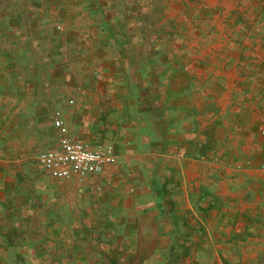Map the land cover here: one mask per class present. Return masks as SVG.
<instances>
[{
	"label": "crops",
	"instance_id": "obj_1",
	"mask_svg": "<svg viewBox=\"0 0 264 264\" xmlns=\"http://www.w3.org/2000/svg\"><path fill=\"white\" fill-rule=\"evenodd\" d=\"M148 24V0H0V264L107 263L103 227L83 222L94 215L124 217V264L227 241L235 263L264 264V89L228 115L243 131L241 161L225 162L174 67L148 53ZM54 111L70 140L112 145L116 164L82 184L43 174Z\"/></svg>",
	"mask_w": 264,
	"mask_h": 264
},
{
	"label": "rangeland",
	"instance_id": "obj_2",
	"mask_svg": "<svg viewBox=\"0 0 264 264\" xmlns=\"http://www.w3.org/2000/svg\"><path fill=\"white\" fill-rule=\"evenodd\" d=\"M148 20V53L155 56L163 52L164 65L174 67L182 80V97L192 98L200 120L210 122V149L214 153L225 150L219 153L225 162L241 161L234 150L236 135L243 129L239 120H231L228 115L234 117L241 104L250 103L253 91L264 89V0H148ZM203 153L197 151V156ZM103 216H87L83 222L90 230H113L110 237L99 228L102 236L96 241L114 246L106 259L108 264H124V217ZM234 244L227 241L229 247L216 249L201 246L165 250L164 264H238L234 262ZM155 255L151 253L149 258L155 260ZM248 260L243 264H261L258 258L250 256Z\"/></svg>",
	"mask_w": 264,
	"mask_h": 264
},
{
	"label": "built area",
	"instance_id": "obj_3",
	"mask_svg": "<svg viewBox=\"0 0 264 264\" xmlns=\"http://www.w3.org/2000/svg\"><path fill=\"white\" fill-rule=\"evenodd\" d=\"M57 28V27H56ZM72 101H68L71 105ZM56 130V146L38 153L36 163L41 172L58 181L84 183L89 177L98 176L106 166L116 164V155L110 144L91 147L85 143L69 139L65 123L59 111H54L51 119ZM260 135L264 130L258 129ZM264 171V164L258 166Z\"/></svg>",
	"mask_w": 264,
	"mask_h": 264
}]
</instances>
